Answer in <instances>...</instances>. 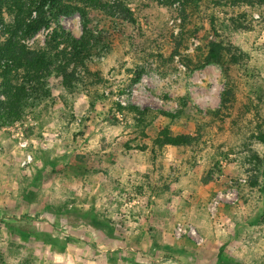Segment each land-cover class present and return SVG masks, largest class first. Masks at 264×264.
<instances>
[{
    "label": "rangeland",
    "instance_id": "rangeland-1",
    "mask_svg": "<svg viewBox=\"0 0 264 264\" xmlns=\"http://www.w3.org/2000/svg\"><path fill=\"white\" fill-rule=\"evenodd\" d=\"M11 1L0 4V42L12 33L4 9ZM75 1L81 11L15 38L43 49L55 32L57 42L91 33L104 97L92 107L85 91L65 90L50 75L53 59L50 97L41 94L18 122L0 127V264H264V148L255 145L263 166L254 189L233 157L217 155L221 137L205 119L220 107L222 69L190 71L169 58L181 31L178 5ZM211 38L205 23L186 53ZM231 42L249 59L244 90L261 92L264 28ZM181 100L195 111L173 121L162 115L181 111ZM119 106L149 110L150 125L137 126ZM165 128L198 135L186 160L172 147L151 153Z\"/></svg>",
    "mask_w": 264,
    "mask_h": 264
},
{
    "label": "trees",
    "instance_id": "trees-1",
    "mask_svg": "<svg viewBox=\"0 0 264 264\" xmlns=\"http://www.w3.org/2000/svg\"><path fill=\"white\" fill-rule=\"evenodd\" d=\"M3 0H0V4ZM79 1L75 0H12L4 5L7 16L12 19V33L0 42V91L4 100L0 101V127H11L18 122L26 109L35 104L46 93L50 97L46 83V72L55 66L54 78L65 90L71 93L85 91L95 107L102 101L104 94L99 92L104 79L99 70H93L97 47L93 35L89 32L80 38L68 34L63 41L57 42L59 32L53 37L54 45L43 49H31L18 41L15 35L21 31L24 36H35L49 21L61 15L81 11ZM170 5L177 4L181 11V31L173 39L174 49L169 58H179L180 63L190 71L201 70L214 64L222 69L224 89L220 107L216 111H207L206 126H216L221 143L216 147L217 155L233 157L249 180L251 189L259 186L263 157L256 146L264 148V90H244L245 69L248 57L231 42V39L243 33H251L257 27L264 28V0H166ZM38 12L36 19L32 13ZM50 15L47 16V12ZM209 24L212 38L194 52L189 50L192 40L199 38L203 25ZM64 47L60 50V46ZM51 46V47H50ZM152 58H154L152 56ZM161 62L165 59L159 57ZM36 93V96L34 95ZM181 111L163 113L172 121L181 112L195 111L190 103L181 100ZM120 113H130L137 126L150 125L149 110L141 111L136 106L122 108ZM202 127V126H199ZM205 128V125H203ZM198 135L173 134L169 128L163 129L153 139L151 153L172 147L177 150L181 161L186 160L188 150L198 144ZM143 150L146 148L143 147ZM196 159L192 161L195 163ZM210 180H207V184ZM26 218V217H25Z\"/></svg>",
    "mask_w": 264,
    "mask_h": 264
}]
</instances>
